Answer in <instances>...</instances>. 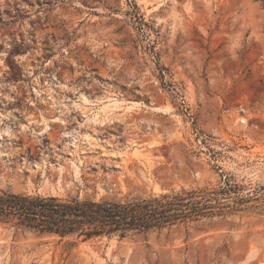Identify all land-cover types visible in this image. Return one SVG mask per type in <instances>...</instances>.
<instances>
[{
	"label": "rangeland",
	"instance_id": "374dc122",
	"mask_svg": "<svg viewBox=\"0 0 264 264\" xmlns=\"http://www.w3.org/2000/svg\"><path fill=\"white\" fill-rule=\"evenodd\" d=\"M229 187L225 215L114 243L0 224V264L264 263V0H0V192Z\"/></svg>",
	"mask_w": 264,
	"mask_h": 264
},
{
	"label": "trees",
	"instance_id": "16d2710c",
	"mask_svg": "<svg viewBox=\"0 0 264 264\" xmlns=\"http://www.w3.org/2000/svg\"><path fill=\"white\" fill-rule=\"evenodd\" d=\"M158 68L163 78L164 68ZM227 191L231 187L219 191L195 188L127 202L0 192V224L66 238L65 245L74 249L77 240L112 235L124 238L225 215L229 206L220 203L217 196Z\"/></svg>",
	"mask_w": 264,
	"mask_h": 264
},
{
	"label": "bare ground",
	"instance_id": "6f19581e",
	"mask_svg": "<svg viewBox=\"0 0 264 264\" xmlns=\"http://www.w3.org/2000/svg\"><path fill=\"white\" fill-rule=\"evenodd\" d=\"M114 102L112 103V105L110 106H105L107 109H108V111H107V113L110 111V110H112V109H118V108H120L121 107V104H117V103H119L116 99H114L113 100ZM81 102H82V104H84L85 106H89L90 104H91V102L89 101V100H87L86 98H82L81 99ZM83 105V106H84ZM132 105L130 106V105H127V106H125L124 108H123V110H126V111H129V110H131L132 109ZM105 108V109H106ZM103 109H104V107H103ZM106 109V110H107ZM169 109V106H166L165 108H155V109H153V110H155V111H167ZM120 110V109H119ZM93 118V117H92ZM46 127V126H45ZM156 191L159 193H163V192H165V191H160V190H158V188H156ZM109 241H111V243H114V238H112V239H110ZM90 241H88V243H89ZM88 243H84V244H82V246L83 245H86V244H88ZM262 264H264V263H262Z\"/></svg>",
	"mask_w": 264,
	"mask_h": 264
},
{
	"label": "water",
	"instance_id": "95a60500",
	"mask_svg": "<svg viewBox=\"0 0 264 264\" xmlns=\"http://www.w3.org/2000/svg\"><path fill=\"white\" fill-rule=\"evenodd\" d=\"M150 109H155V108H151L150 107ZM115 237H117L116 235H112V236H103V237H97V238H94V239H92L91 241H95V242H100V241H102V240H109V239H111V238H115Z\"/></svg>",
	"mask_w": 264,
	"mask_h": 264
}]
</instances>
